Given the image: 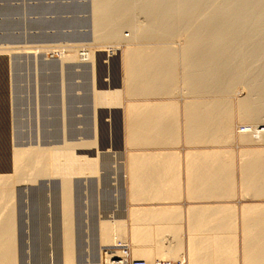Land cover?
<instances>
[{"label":"bare ground","instance_id":"6f19581e","mask_svg":"<svg viewBox=\"0 0 264 264\" xmlns=\"http://www.w3.org/2000/svg\"><path fill=\"white\" fill-rule=\"evenodd\" d=\"M92 1L94 2V0H92ZM124 1H126V0H96V9H97L96 11H97L98 17L96 20V26L95 27L97 28L96 30L99 32V33L97 32L96 34H98V35L100 34L99 36H100V39L103 40V43H102L103 45H101L99 47H93L92 49H88L89 50L88 52L85 51L84 54L82 53L83 55L79 54L77 56V59H78L77 63L79 65H82L85 63H88V64L90 63V65L92 64V73H93L92 74L93 75L92 81L94 79L93 82L95 84L94 86L96 87V88L94 87V89H95V91H96V89H99L98 90L99 93L98 92L93 93V94L96 93L94 99L97 102H100L101 97L106 96L105 98L109 99L108 101H109V105H110L113 102H116V100L118 98L117 94L119 93V91H118V88L116 87V85H118V74H117L118 70L117 69L119 67L118 66L119 63L117 62L116 58H113L116 55V51H112V50H110V48L107 49L106 44H104V42L107 43V41H109L110 39L112 40V38L114 39V37H116V36L118 39V36H120L121 30H119L120 32L117 30L120 28L115 27L116 26V23H114V21L116 20L115 16H118L117 18L120 17L119 20L122 19L121 22H124V24L131 26L130 27L132 30V38L131 39L135 42L136 41L138 42L139 39H141L140 42H142L144 39H150V38H157V39L160 38V41H161V38L171 39L174 36L180 37V35H178V36H176V35H177L178 31L179 32L181 31V30H178V29H180L179 27H181V28L183 27L182 30L186 29L183 32L188 31V33H187L188 36L183 35L184 38H188V40L185 41L182 51H176L175 47H174L175 50L170 49V48L167 49V47L166 48L165 47L159 48V46H161V45H158V48L156 46V48H154V49H153V47L152 48L150 47V50H149V48L147 49L145 44H144L145 48H139V49L137 48L139 46L144 47L142 45H139L136 48L134 47L135 50L133 48H132L133 50L131 48H129L130 50H128L126 53L129 55V57H126V58H128V61H126L127 59L125 58L126 59L125 61L128 64V66H127L128 70L127 71L129 72V73H127V75L129 74L128 77H130V81H131V78L133 79L131 82H133V81H135V82L132 83V86L130 87V89L128 88L129 91L127 93V96L129 94V96H132V97H136V96L140 97L141 96V97H148L149 98L153 93H154V95H157L158 93H160L158 95L159 96L163 95L164 97H165V95L173 94L172 92H173L174 88L171 89L172 90L171 91L170 89L168 90V88L166 89V87H169L171 85V88H172L175 86V84H176L175 82H176V79L178 77L177 72H176L177 62H176L175 56L177 57V55H183L184 56V59L182 60L183 65H185V67H187V69H188L187 74L186 73L185 74H186V80L188 79L187 85H189V87H190L189 90L192 93H195L196 94V95L194 94L195 96H197L198 94H200V95L202 94V97L199 95L193 99H195V100L196 99H198V100L202 99L204 101V103L205 102L207 103V105H205V106H207V108L205 107L206 109H204L203 111L201 110L203 112V115H205L204 120H202L203 122L201 123L202 124L201 126H203V127H201V129H203V132H201V130H200V132L202 133V136H203L202 138H204V140L211 139L210 141H212L213 143H216V144H220V143L223 144L224 142L228 143L229 141L231 143L233 141L234 136H235V134L233 133V131L235 129V128L233 129L235 121L234 120H233V122L231 121V111H230L231 109L229 108L230 106L228 105V102L226 100L219 99V97H216L217 99L213 98V99L204 100L203 95H205V94H211V95L212 94H216V95L219 94L218 96L226 95L230 91L229 89L232 88L233 90L232 89L231 90L233 92L234 88L236 89V86L238 87L240 84H242L243 85L242 88L247 89L249 91L248 92L249 94L247 95L246 98L244 97L245 99H241L240 101H238L239 107H240L239 110L241 111L240 112L241 116H239V117H241V121L243 123H247V124L248 123L249 124L255 123L257 125L260 124L261 126L260 127L259 126H257V127H246L245 129H247V130L239 131V133H238V136H239L238 138L240 140L239 142H240V144H245V145L246 144L247 145L252 144V143L264 142V125L261 124L264 121V81L260 82L257 79L258 82H256V84H255L253 81L249 80L248 83L250 81L252 83L247 84V86L245 85V82H244L245 78L246 77L248 78V76L250 74H252L251 72L255 71V70L251 69V66L255 65L258 67V65L260 64V61L263 60L261 58V56L259 57L258 54L255 55L252 51H253V49L256 50L258 48L259 40H262L264 38L261 35L262 32L264 33V0H223V1H228V2H224V3H223V1L221 2L220 0H216V1L215 0H180L177 2L175 1V3L169 7V8H172V9H169V11H166V9H168V8H166V6H164L165 11L167 13L164 12V10H163V12L166 13V15H165L166 18L161 17V18H164L165 20L160 19V20L164 21L163 24H161L162 21L157 22V20L159 18L156 17V15L158 16L159 13H157L158 10L155 8V6H156V4L158 5V3L160 1L157 0V2L154 3L153 0H151L153 2L152 3L149 0L150 4H148V2H147L148 5H146L145 8L143 7L140 10L142 11L144 9L142 12H144V14L146 13L145 15L149 16L148 20L150 19L152 22L146 21L147 23L150 22L149 24H147V26L145 25L146 23L145 24L142 23L145 25L143 27H140V25L135 26L136 24L134 25V22L131 21L130 16L132 15V13H131L132 10L130 11L129 9L121 7V4L125 3ZM145 1H144V3H145ZM192 1L196 2L195 7L194 6L193 7L188 6V4L190 5V2H191V4L193 3ZM207 1H210L212 3V5H211L212 11L210 10L211 11L210 14H207L208 13V10H207V13H206L207 14L206 16L210 15L209 19H208V17H205L208 20L203 19V18H201L199 20V17L201 15L199 13V9H201V7L204 5V2H207ZM219 1L221 2L220 4L224 5L226 3V5L225 6L220 5ZM163 2H164V0H163ZM173 2L174 1H171L170 3H173ZM114 4H116L117 7L114 8V6H115ZM141 4H143V2ZM119 5H120V8H118ZM140 7H142V5ZM206 7L207 6H204L203 10ZM208 8L210 9V7H208ZM95 17H96V15H95ZM153 18H155V19H153ZM118 23H119V21H118ZM113 24H115L114 27H115V29L117 28L116 30H113L114 28L112 29ZM121 25L123 26V24H121ZM121 34H123V33H121ZM180 34H181V32H180ZM182 34H184V33H182ZM258 34L262 36V39H261V37H259V40H258V38H257ZM98 35H96V36H98ZM255 35L257 37H255ZM254 37L257 40H255ZM96 38L99 39L98 37H96ZM124 38L125 37L122 36L123 41L126 40ZM254 40L258 41V42H254ZM100 42L98 40V43H100ZM129 42H131V41H129ZM98 43H96V44L98 45ZM143 43H145V42H142V44ZM254 43H255V45H254ZM93 45H94V43H93ZM253 45L254 46L257 45L256 46L257 48H254ZM244 47H247L248 50L250 49V47H253L250 49V51L252 50L251 52L254 56H252V54L250 52H248V50L245 49ZM243 48H244V50H247L246 53H245V51L243 52V50H242ZM104 49H106V50H104ZM101 51H106V52H105V54H101V53H104ZM98 52H101V53L98 54ZM3 54L4 53L3 52L1 53V51H0V264H19L18 263L19 259L17 257L18 247L16 245V236H17L16 235V230H17L16 229V221H17V219L15 217L14 207H12V200L14 199L13 198V187H14V185H16L18 183H24L26 181L27 182H35L38 178H40V177L46 178V176L47 177L48 176H55V177L58 176L62 179V185H61L62 187H60L61 199H60V197H59V199H60V202L62 204V214L61 215L63 216V218H62L63 220L61 223L62 233H60L62 235V238L60 237L61 238L60 243H57L58 249L57 248L54 249L56 247L55 245H53L55 247L52 246L53 247L52 249H54V251H50V256H48L49 257L48 259H50L51 261L49 262V260L47 259L48 263L56 264L60 258V261L62 264H104L105 261L103 262V260H104L103 255L104 254H103L102 248L105 246L107 247V245H109V243H111L113 241V239L115 238V236H113V234L116 231H120V233L123 232V230H124L123 222L119 221L118 218L116 217V214L115 213L113 214V212L111 213L112 215L109 216L108 218H106L105 216H104L105 218L103 220H102L103 217L100 218L101 222L99 221L100 224L98 223L99 227L97 226V228H99V233H98L99 235L98 236H99V243L101 245V248H100L98 255L95 257L96 259H93L90 261L88 260V262H85V263L84 262L79 263V261L76 262L75 251H74V232H73V229H74L73 225L74 224L72 222V219H73L72 215H74V214L72 213V204H73L72 203V200H73L72 196L73 195H71V193H72L71 192V189H72L71 188V180H72V177L74 175H79V174L81 175V174L87 173L88 171H90L92 173L96 170V166H97L96 162L98 161L97 156L96 157L90 156L88 154L89 152H86V150L87 151H89L91 149L97 150L99 148H100V150L104 149L105 147L102 145H103V143H105L107 141L106 140L107 139L106 138L107 129L105 126H102V127L100 126V124H102V123L99 124L98 118H97V120L94 119L95 123H96V124H94V125H96V129H94L93 132H96L95 134L97 136L98 141L95 140L96 137H94V140L97 141V143L95 142V145H92L93 147H90L89 143H88L87 146H89V147H86V145L84 146V144L83 145L78 144V145L71 146L68 148L66 147V149H64V150H62L63 147L59 148L61 150L54 148L55 150H57L55 154H52L53 148H51V147H50L51 149H48V150L43 149L44 151L41 149L42 150L41 153H39V151H37L38 153H36V151H34L35 153H33L32 152L33 150L31 151V150H24L23 149V150L17 151V150L12 149L11 138H10V126H11L10 123H12V122H11V111H10V89H9V84H8V78L9 77H8L7 59L3 56ZM153 55H154V57L155 56H162V57L154 58ZM145 56L146 57L149 56L150 58L153 57V59L152 60L148 59ZM262 57H263V55H262ZM63 58H64V61H67V62H68V60L72 59V57H70V56L63 57ZM260 58H261V60H260ZM64 64L65 63L62 62V65H64ZM178 64H181V62L179 61ZM262 66H264V65L262 64ZM260 67L261 66H259V68ZM256 69H258V68H256ZM185 71H186V68H185ZM75 73H76V71H75ZM256 77H258L259 79L260 78L264 79V68H262V69L260 68ZM134 78L135 79L141 78V79L140 80L137 79V81H136V80H134ZM254 78H255V76L253 77V79ZM248 79H251V78H248ZM263 79H261V80H263ZM126 81H128V80H126ZM183 83H185V82H183ZM187 85H185V86H187ZM114 86L116 87L115 90L113 89ZM128 86H130V84ZM161 86H163L162 88H164L165 86L166 87L164 89H162V88H160ZM244 86H246L247 88ZM150 87L152 89H150ZM153 90L155 92H153ZM126 92H127V90H126ZM188 93H189V91H188ZM229 93H231V92H229ZM210 98H212V97H210ZM110 101L112 103H110ZM224 102H226L227 105ZM94 103H95V101H94ZM98 108H99L98 105H96V107H95L96 112H94L96 116H97ZM111 108L112 107H110V109ZM101 109H102V107H101ZM101 109H99V110H101ZM119 110H121V109H119ZM131 113H132V111H131ZM119 116H121V115H119ZM105 117H106V115H105ZM94 118H96V117L94 116ZM196 118L194 117V119H196ZM103 119H105V118H103ZM108 119L110 120V118H108ZM113 122H114V120H113ZM113 122L110 121V123H112V125L114 124ZM118 122H120V121H118ZM199 122L200 121H198V124H199ZM192 123H193V121H192ZM104 124H106V122ZM104 124H102V125H104ZM128 124H131V123H128ZM152 124H153V122H151L150 125H152ZM120 125H122V124H120ZM145 125L146 124H144V126ZM155 125L157 126V124H155ZM191 125H193V124H191ZM107 126H109V125H107ZM115 126H116V124H115ZM156 126L153 128V130H155V128H157ZM158 126H159V124H158ZM140 127H143V126H140ZM198 127H200V126H198ZM132 128H134L133 125L131 126V128H129V130ZM64 129H65V127H64ZM141 129L142 128H140V130H138V131H141ZM108 130H110V129H108ZM113 131H114V128H113ZM156 131H157V129H156ZM130 132H132V131L128 132V136H129ZM114 133H115V131H114ZM135 133H136V131H135ZM115 135L117 136L116 133H115ZM130 135H131V133H130ZM132 135H133V133H132ZM137 135L135 134V136L132 137V139L133 138L134 139L139 138ZM193 135H196V134H193ZM141 136H143V135H141ZM156 136L155 137H148L149 139L147 138L146 140L149 141L151 143V145H153V144L155 145ZM197 136H198V133H197ZM197 136H196V138H197ZM128 138H129L128 141L130 144L134 142V139L132 142L131 138L130 137H128ZM142 138L143 137H141L140 139H142ZM140 139H138V140L136 139L138 141V144H137L136 140H135L136 142H134V143H136L137 147L140 146L139 143L143 142V144H144L146 142V140H144L145 138L142 139L143 141H141ZM235 139H236V137H235ZM139 140L141 142H139ZM147 144L150 145L147 142L144 145H147ZM144 145H142V146H144ZM132 146L133 145L131 144V148H132ZM227 156L229 157V155H227ZM215 158H217V156ZM232 159L234 160V155H233V158L232 157L229 158V160H232ZM241 160H242L241 166L243 167V168H241L243 170V172H242L243 173V180L246 183L252 185L253 187L259 183L262 184V186H263L264 185V151H257V152L246 151L242 154ZM230 164H232V163L230 162ZM258 186H260V185H258ZM253 187H251L252 188V191H251L252 195L251 196L253 197L257 194L260 197L261 191H259V189H255ZM33 196H34V194H33ZM262 197H264V189L262 190ZM53 199H54V197H53ZM56 201H58V199ZM41 203L39 204V206L37 204V206L39 208L38 213H37V218H38L37 226L33 225L36 227V229H35V227H33V228L40 232V234L38 233L40 236L43 232H45L44 228H46L44 226V213H46V212H43L44 208L41 206ZM59 203H57V204H59ZM260 206L263 207V210H259V211H261L260 213L257 214V210L262 208V207L259 208V206L257 207L258 209L256 210V214H255V212H252L253 211L252 209H251L252 210L251 213H253V220L255 219L254 222H258V220L260 221V224H254V225H256V229H257V227L260 228V231L262 232L263 235L260 236V234H259L258 236L256 235V237L255 236L254 237L250 236L251 238L248 237V240H250V243L253 241V242H255V244L252 243L253 245H251L250 243H248V245H247V264H264V204L260 205ZM44 207H46V206H44ZM253 207H254V205H253ZM34 210L36 211L37 209L34 208ZM254 210H255V208H254ZM30 223L33 224L32 222H30ZM253 226L251 227L252 229L255 228V226H254V228H253ZM56 230H57V228H56ZM43 235H44V233H43ZM60 238H58V240ZM42 239H43V236L41 237L40 240L42 241ZM40 240H39V242H40ZM42 242H46V241H42ZM119 243L126 245L129 250H132L131 245L129 243L127 244L126 241H120ZM119 243L115 244L114 246H119ZM40 245H43V244H40ZM123 245H122V247H123ZM43 246H41V247L43 248ZM42 248H41V251H42ZM44 248H46V247H44ZM45 250L43 251L44 253H45ZM56 250H58V251L56 252ZM121 250H123V249L121 248L119 250V252H117L116 254H112L114 259L117 258L115 256L121 257L123 255ZM112 255H110V256L107 255L106 259L109 260V258ZM131 255H132V257H142L143 258V256L138 252L134 253L133 251H131ZM42 256L44 257V254ZM43 257H42V260L44 261L45 258H43ZM45 257H47V256H45ZM167 260L168 259H161V261H167ZM178 260H181L184 262V264H187L186 258H180ZM178 260H170V261L175 263ZM146 261L148 264H152L150 260H146ZM155 263H153V264H155Z\"/></svg>","mask_w":264,"mask_h":264},{"label":"rangeland","instance_id":"374dc122","mask_svg":"<svg viewBox=\"0 0 264 264\" xmlns=\"http://www.w3.org/2000/svg\"><path fill=\"white\" fill-rule=\"evenodd\" d=\"M126 1H124L125 3L121 4V7L129 9L130 11L132 10L131 11L132 15L130 16V18L131 21L134 22V25L135 24H136L135 26L140 25V27H143L145 25L147 26V24H149L150 22L147 23L146 21H151V20L150 19L148 20L149 16L145 15L146 13L144 14V12H142L144 9L142 11L140 9H142L143 7L145 8L146 5L150 4L151 0L150 1L144 0L145 3L143 0H126ZM158 1H160L159 2L160 4L158 3V5L156 4L155 6V8L158 10L157 13H159L158 14L159 17L156 15V17L159 18L157 22L162 21L161 24H163L164 22L163 20H165L164 18H166L165 17L167 13L166 11L172 9L169 7L172 6L175 3V1L177 2L180 0H168V1L164 0V2L163 0H158ZM171 1L174 2L170 3ZM220 1L222 2L223 0ZM220 1L219 4L221 3ZM94 2L92 0H0V48H1L0 51L1 53L3 52L4 53L3 56L8 59L7 60L8 77H9L8 84L10 89V111H11V122H12L10 123L11 125L10 138H11L12 149L17 151L23 149L31 150V151L33 150L32 151L33 153H35L34 151H36V153H38L37 151L41 153L43 149L48 150L53 148L52 154H55L57 151L55 150L56 148L59 149L63 147L62 150H64L66 149V147L68 148L78 144L79 145L84 144V146L86 145V147L89 146L93 147L92 145H95V142L97 143L98 139L95 134L96 132H93L94 129H96V125L92 127V132H89V126L86 125L88 123V119H86L85 117L84 109L86 110L89 108L88 106H85V102H87V100H91L93 101V103L95 101L94 112H96L95 107L96 105H99V102H97L94 99L96 93L95 94L93 93L98 92L99 89H96V91L94 89L95 84L93 82L94 79L92 81L93 78L92 64L90 65V63L89 64L85 63L79 65L77 63L78 61L77 56L79 54L80 55L82 53L84 54L85 51L86 52L89 51L88 49H92L93 47H99L103 45L102 44L103 40L100 39L99 36L100 34L99 35L96 34L98 32L96 30L97 28L95 27L98 14L96 11L97 10L96 0H94ZM142 2L143 4H141ZM153 2L155 3L157 2V0H153ZM194 2L192 4L190 2V5L188 4V6L195 7L196 2L195 3ZM224 2H228V1H223V3ZM114 5H115L114 8L117 7L116 4ZM141 5L142 7H140ZM211 5L212 3L210 1L204 2V5L201 7L202 10L199 9V13L201 14L199 20L201 18L207 19L205 17H208L209 19L210 15L209 16L206 15L210 14V12L212 11ZM225 5L226 3L222 6ZM164 6L168 8L166 9V11ZM204 6L207 7L203 10ZM208 7H210V9ZM118 8H120V5ZM163 10L166 13H164ZM115 17L114 18L116 20L114 21V23H116V26L115 24H113L112 29L114 28L113 30H116L117 28H120L117 30L118 31L121 30V33L123 34L120 33L121 37L118 36L117 39L116 36L114 37V39L112 38V40L110 39L109 41H107V43L109 42L108 44L105 42L104 44H106L107 49L110 48V50L116 51V55H115L116 57L114 56L113 58H116L117 62L119 63L118 66L121 69V82L119 83L118 81V84L123 85L125 97L127 99L128 98L130 99L132 96H129V94L127 96V93L129 91L128 88L130 89L132 83L135 81L131 82L133 79L131 78L130 81V77H128L129 74L127 75V73L129 72L127 71L128 64L126 62L128 61V58L126 57H129V55L126 53L128 50H130L129 48L131 49L133 48L135 50L137 46L139 45L144 46L145 44V46L147 47V49L149 48V50L150 47L151 48L153 47L154 49L156 48V46L158 48V45H161L159 46V48L167 47V49L168 48L174 49L175 47L176 51H182L185 41L188 40V38H184V36L186 35L188 36L187 34L188 31L183 32L186 29L182 30L183 27L182 28L179 27L180 29L178 30H181L180 31L181 34L178 31L176 36L180 35V37L174 36L171 39L161 38V41L160 38L144 39L142 42L145 43L143 44L142 42H140L141 39H139V41L138 42L136 41L137 42L136 43L131 39L132 38V30L130 28L131 26L124 24V22H121L122 19L119 20L120 17L119 18H117L118 16ZM142 23L144 24L146 23V24L144 25ZM121 24H123V26ZM114 26L117 28L115 29ZM259 34L257 35L258 37L255 35V37H257L258 40L259 37H261V39L262 36L264 37L263 32L261 33L262 36ZM122 36H124L125 37L124 39L126 40L123 41ZM96 37H98L99 39H97ZM98 40L99 42L102 40L100 42L101 44L98 43ZM128 40L131 42H129ZM255 40L257 39L255 38ZM255 40L254 42H258ZM96 43H98V45ZM258 44L259 45L257 48L256 47L257 45L254 46L255 45L254 43L253 47L257 49L256 50L253 49V51L252 50L251 51L255 55L258 54L259 57L261 56V58L264 60V38L262 40H259ZM145 46L144 47L139 46L137 48L138 49L145 48ZM253 47H250V49ZM25 48L28 49L26 50ZM244 48L247 49V47ZM244 48L242 50L243 52L245 51L246 53L248 49L244 50ZM250 49L248 50V52L252 54ZM101 52H98V54L100 53L105 54L106 51H101ZM68 56L72 57V59L68 60V62L64 61L63 57H68ZM252 56L254 55L252 54ZM153 57L150 58L149 56H147L146 58L152 60ZM156 57L160 58L162 56H155L154 58ZM177 57L175 56L177 64L180 61L182 65L176 64V72L178 76L175 82L176 84L172 88L171 85L169 87L165 86L166 89L168 88V90L174 88L172 92L173 94L165 95V97L174 95L175 94L174 90L176 89V87L182 86L189 91V93L188 92L186 93V96H190L192 94L193 96L191 95V99H193L199 96L200 94L195 96L196 94L192 93L189 90L190 87L189 85H187L188 79L186 80V74L188 69L187 67H185V65H183V61H182L184 59V56L177 55ZM263 60L260 61V64L258 63L259 65L257 64L258 67L255 65L251 66V69L255 71L254 72L252 71L251 72L252 74L249 73L250 75L248 74L249 75L248 78L251 79H248L247 77L245 78L244 82L246 86L247 84H251L252 83L251 81H253L256 84V82H258L257 79L260 82L264 81L263 78L259 79L258 77H256L260 68L261 69L264 68V66H262V64L264 65ZM62 62H64L65 64L62 65ZM259 66L261 67L259 68ZM184 67L186 68V71ZM256 68H258L259 70ZM252 76L253 77L255 76V78L253 79ZM137 79L138 78L136 79L134 78V80L136 81ZM126 80H128L129 82ZM249 80L251 81L248 83ZM128 83L130 84V86H128L129 85ZM240 85L238 87L236 86L237 90L234 88L233 92H232L233 90L232 88H231L232 90L229 89L230 90L229 92L231 93L228 92V94L226 95L218 96L219 94L218 95L205 94L203 95V99L204 100L213 99V98L217 99L216 97H219V99L226 100L228 102V105L230 106L229 108L231 109L230 110L231 121L232 122L233 120L235 121L233 126V129L234 128L235 129L233 133L235 134L236 137V141H234V143H231L230 145H232L237 150H239L238 152L241 159L242 154L246 151L249 152L264 151V142L252 143L248 145L240 144L239 142L240 141L238 139L239 131L247 130L245 129L246 127L261 126L260 124L258 125L255 123L247 124L241 121V117H239L241 116L240 113L241 111L239 110L240 107L238 101H240L241 99H245L249 94L248 93L249 91L245 88H242L243 87L242 84ZM162 87L163 86H161L160 88ZM150 89L152 88L150 87ZM153 92L155 91L153 90ZM118 94L119 97H121L120 91ZM158 94L154 95L153 93L152 94L153 96L152 95L151 96L164 97L163 95L159 96ZM200 96L202 97V94ZM95 117L96 118L94 119L97 120L96 115ZM95 120H94V124H96ZM263 122L261 123L262 125H264ZM94 137H96L95 140L97 141L94 140ZM88 143L89 146H87ZM97 150H98L97 151L98 161L96 162L97 171L95 170L92 173L88 171L87 173L81 175L80 174L74 175L71 180V188L73 189V190L71 189L72 192L71 195H73L72 213L74 215H72V217L74 220L72 219V222L74 224L73 225L74 251H75V260L76 262L79 261V263H83V262L85 263L88 262V260L90 261L96 259L95 257L98 255L101 248V245L99 243V236H98L99 228H97V226L101 222L100 218L103 217L102 220L105 217L108 218L109 216L112 215L111 214L112 212L113 214L114 213L116 214V211L113 209V206L111 204H107L102 201V193L103 192L105 193V190L102 189V181L104 180V182H107L105 178L103 179V177H106L107 170L104 169V171L102 172V167H105V163L102 164L100 148ZM235 158L237 164L236 153H235ZM90 180H93V183H90ZM95 182H97L98 188L94 187ZM61 185H62V179L58 176L57 177L46 176V178L40 177L35 182L26 181L24 183H18L14 185L13 187L14 199L12 200V207H14L15 217L17 219L16 245L18 247L17 257L19 259L18 260L19 264H50L48 263V260L49 262L51 261L50 259H48L49 258L48 256H50V251H54V249L58 247L57 243H60V240L62 238V235L60 234L62 233L61 223L63 220L62 219L63 216L61 215L62 204L60 202L61 199L60 187H62ZM52 196L54 197V199ZM55 199L56 200L58 199V201H56ZM40 203L41 206L44 208L43 212H46L44 213V226L46 228H44L45 231L43 232L44 235L42 233L41 236L39 235L40 232L35 230L36 229L35 226H37V220H38L37 218V213L39 209L38 206ZM43 205L46 207H44ZM34 208L37 209L36 210L37 212L34 210ZM30 222H32L33 224H31ZM33 227H35V229ZM42 236H43L42 241H46V242H42L40 240ZM113 236H115L113 241L109 243L107 247L105 246L102 248L104 254L103 262L105 261L106 253L109 250H114L115 244H118L120 241H126L127 244L130 243L129 240L125 238L123 232L120 233V231H116L113 234ZM57 237L58 238L61 237V238L58 240ZM40 244H43L44 246ZM53 245H55L56 247ZM41 246H43V248L44 247L46 248L43 249ZM52 246L55 248L52 249L53 248ZM44 250L46 254L43 252ZM57 251L58 250H56V252ZM43 254L44 257L42 256ZM42 257L45 258L44 261L42 260ZM132 259L146 260L145 258L142 257H132ZM151 263L153 264L154 262ZM56 264H62L60 258Z\"/></svg>","mask_w":264,"mask_h":264},{"label":"crops","instance_id":"0c3cea01","mask_svg":"<svg viewBox=\"0 0 264 264\" xmlns=\"http://www.w3.org/2000/svg\"><path fill=\"white\" fill-rule=\"evenodd\" d=\"M116 87L121 97L117 94L116 102L110 101V105L106 96L101 97L97 112L99 124L106 122L100 126L107 129V141L102 145L105 148L101 149L102 164L105 163L102 172L107 170L103 177L107 182L102 181V201L111 204L123 222L131 251L154 263L186 258L188 264H247L248 237L263 235L259 227L256 229L254 224L260 221L254 222L251 211L256 214L257 207L264 204V185L253 187L243 180L239 150L230 145L236 141L235 136L231 143L204 140L201 123L207 103L186 96L185 87H176L175 94L169 97L130 99L125 97L123 85ZM85 106L89 107L84 109L86 125L92 132L94 103L87 100ZM132 125L133 130H129ZM129 131L132 136H128ZM135 134L137 140L157 135L156 143L151 145L146 140L150 145L142 142L137 147V140L132 139ZM86 152L98 156L96 149ZM233 155L234 160H229ZM94 184L98 188L97 182ZM250 186L261 191L260 197L251 196ZM259 210L263 207L257 214Z\"/></svg>","mask_w":264,"mask_h":264},{"label":"built area","instance_id":"2783aa9c","mask_svg":"<svg viewBox=\"0 0 264 264\" xmlns=\"http://www.w3.org/2000/svg\"><path fill=\"white\" fill-rule=\"evenodd\" d=\"M123 244L119 243V246H115L114 247V250H109L107 253H106V258H107V255L110 256L112 254H116L117 252H119V250L122 248L123 250L122 253L123 255L120 257V256H115L117 258L114 259L113 255L109 258V260H107L105 258V262L104 264H148L146 260L144 259H132L131 257V252L130 250L128 249V247L126 245H123ZM155 264H184L183 261L181 260H178L176 261L175 263L170 261V260H167V261H161V260H157Z\"/></svg>","mask_w":264,"mask_h":264},{"label":"water","instance_id":"95a60500","mask_svg":"<svg viewBox=\"0 0 264 264\" xmlns=\"http://www.w3.org/2000/svg\"><path fill=\"white\" fill-rule=\"evenodd\" d=\"M7 59V58H6ZM8 60V59H7ZM118 71H117V74H118V81H119V83L121 82V69L120 68H118L117 69Z\"/></svg>","mask_w":264,"mask_h":264}]
</instances>
